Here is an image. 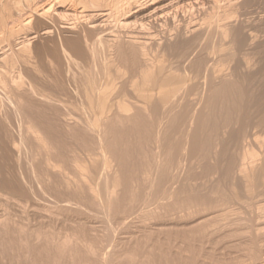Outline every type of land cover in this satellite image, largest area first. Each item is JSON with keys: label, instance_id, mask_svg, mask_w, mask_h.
Listing matches in <instances>:
<instances>
[{"label": "bare ground", "instance_id": "bare-ground-1", "mask_svg": "<svg viewBox=\"0 0 264 264\" xmlns=\"http://www.w3.org/2000/svg\"><path fill=\"white\" fill-rule=\"evenodd\" d=\"M263 135L264 0H0V186L106 224L7 214L0 264H264Z\"/></svg>", "mask_w": 264, "mask_h": 264}, {"label": "rangeland", "instance_id": "rangeland-1", "mask_svg": "<svg viewBox=\"0 0 264 264\" xmlns=\"http://www.w3.org/2000/svg\"><path fill=\"white\" fill-rule=\"evenodd\" d=\"M44 39V40H43ZM43 40V43L41 42ZM37 42V45L38 46H40V44H41V46L43 45V44H45L46 43V40H45V38H42L41 37V39L40 38H38V39H36L35 40V43ZM34 43V42H33ZM35 43H34V45H35ZM37 45H35V46H37ZM76 111H78L79 113H80V111L79 110H76ZM75 111V112H76ZM77 113V112H76ZM264 136V135H263ZM263 136L261 137V138H263ZM263 141H264V138H263ZM256 146H258V144H256ZM256 146H255V148H256ZM259 147V148H258ZM257 147V150H259L261 147H260V145ZM263 149V148H262ZM260 151V150H259ZM0 219L1 218H3L4 219V216L6 217V215L7 214H11L12 215V218L13 217H15L16 216V219H19V221L20 220H22V221H24L25 223H26V221H27V223H29L30 222V220L34 223H29V225H30V227H32L33 226V228L35 227V229H38L37 227L38 226H40L41 224H42V228H45L44 229V231H52V232H55L56 234H58L59 236H61V237H63L65 234H67L68 232H73V231H77L78 233H79V235L81 234V236L83 235V233L84 234H86V232H87V230H88V232H89V228H90V230H91V228H93L90 232L91 233H95V230L97 231V229H99L98 230V232H100V233H98V234H105L106 232L104 231V227L103 226H105L106 224L103 222V220L100 218H95V219H97V220H95L94 218H92V219H88V218H86L87 220H85V218L84 217H82V216H79V217H74L75 218V220L77 221H75L76 223H77V225H78V223H79V226L80 227H82V228H80V227H78L77 225H74V223L75 222H71V221H73L72 220V218H69V220L68 219H66V218H68V217H71V216H67V215H61V216H63V218L64 217H66L65 219H63L62 217H60V219H57V220H55L54 221V223L53 222H51V218H50V216H49V214L47 213V211H44L43 209H36L34 206H31L32 205V202H30L29 204H30V208H29V206H28V208L29 209H27V211H28V213H27V211L25 212V214H24V212H22V209H21V207H20V204H21V202H17V201H19L18 199L17 200H15V198H14V200H13V198L11 199V197H10V195L7 193L8 191H3V190H7V188H5L4 189V187H3V190H2V186H0ZM260 189H262V188H260ZM48 199V198H47ZM40 200H42L44 203H45V201L43 200V199H41L40 198ZM42 201H39V202H42ZM42 202V203H43ZM19 203V204H18ZM28 204V205H29ZM92 213H94L93 211H92ZM97 213V212H96ZM99 213V212H98ZM16 214V215H15ZM20 214V215H19ZM26 214H28L27 216H26ZM47 214V215H46ZM42 215V216H41ZM45 215L46 216H48V218L47 217H45ZM99 215H102V214H100L99 213ZM20 216V217H19ZM23 216H26L25 217V220L27 219V218H29L28 220H24V219H22L21 217H23ZM30 216H31V219H30ZM7 217H9V215H7ZM6 217V218H7ZM5 218V219H6ZM24 218V217H23ZM78 218H84L83 220L85 221H82V219H79V220H77ZM14 219V218H13ZM47 219V221H45ZM48 219H50L49 221H48ZM154 220H152V219H150V222H149V224L148 225H146L148 228L150 227V230H154V228H155V226L157 227V226H159L158 225V223L162 226V225H165V226H162V227H167V228H173V227H175V225H176V222H174V221H172V220H168L167 222H166V220H163V221H161L160 220V222H159V219H158V221H155L156 219L155 218H153ZM71 220V221H70ZM92 220V221H91ZM18 221V220H17ZM29 221V222H28ZM39 221H42L40 224H39ZM69 221V222H68ZM78 221H81L82 223L84 222V224L86 223V222H88V223H86L87 225H84V226H86V231H84L85 230V227H83V225H80V224H82L81 222H78ZM92 222V224H90L91 222ZM95 221V222H94ZM141 220H139V219H137V221L135 220L134 221V223L133 224H131L132 226H131V229H129V231H125L124 230V232H123V229L121 230L120 229V226H116V228L117 227H119V228H117V229H119L120 231L118 232V230L116 231V233H114V235H112V234H110L111 235V237L113 236V238H109V236H107V238H104V239H106V241L105 242H103V243H101L100 242V244H99V246L101 247V244L102 245H104L103 247H104V249H108V250H116V251H119V252H121V253H124L126 250H128V249H132L131 247H134L135 246V244H134V246H132L133 244H131V245H127V244H125V243H117V244H113L110 240H112L113 242H117V240H118V242L121 240V238H122V236H123V238H122V240L125 238V239H127V237L128 236H130V235H128V233L130 232V234L131 235H133V233L136 231V229H137V231L139 230V236H140V233L142 232V234H141V237H140V240L143 242V240L142 239H144V237L143 236H145V234H147V235H149L150 233H148L147 231H148V228H145V229H147V230H144V228H143V226H144V223L142 222V225H140L141 224V222H140ZM151 221H153V222H151ZM48 222H49V224H48ZM94 222V223H93ZM97 222V223H96ZM136 222V223H135ZM138 222H140V224H139V226H137L138 225ZM147 222V223H148ZM156 222H158V223H156ZM163 222V224H161ZM171 222V223H170ZM175 224H174V223ZM35 223H37L36 225H35ZM46 223V224H45ZM103 223V224H102ZM147 223H145V224H147ZM165 223V224H164ZM89 224V225H88ZM105 224V225H104ZM135 224H137V225H135ZM155 226H154V225ZM169 224V225H168ZM174 226H173V225ZM46 225V226H45ZM92 227H91V226ZM94 225H96V226H94ZM100 227H99V226ZM169 227H168V226ZM45 226V227H44ZM73 226H74V229H73ZM88 226V227H87ZM133 226H137V227H139V229L137 228V227H133ZM142 226V227H141ZM153 226V227H152ZM160 226V227H161ZM152 227V228H151ZM40 228L41 227H39V230H40ZM41 228V229H42ZM71 228V229H70ZM76 228V229H75ZM96 228V229H95ZM102 228V229H101ZM130 228V227H129ZM143 228V229H142ZM73 229V230H72ZM132 229H134V230H132ZM141 229H142V231H141ZM80 230H83L82 232L80 231ZM102 230V231H101ZM131 230L132 231H134V232H131ZM149 230V231H150ZM75 231V232H76ZM141 231V232H140ZM144 231H146L147 233H144ZM88 232H87V234H88ZM120 232H123V233H120ZM126 232V233H125ZM91 233H90V236H89V234L87 235V236H89V237H91ZM126 234V236H125V234ZM138 232H135L134 234H137ZM144 233V234H143ZM116 234V235H115ZM118 234H120V235H118ZM124 234V235H123ZM114 236H115V239H114ZM120 236V237H119ZM134 236H136V235H134ZM139 236L137 235L136 237H138V239H139ZM150 236V235H149ZM143 237V238H142ZM151 237V236H150ZM120 238V239H119ZM147 238H149L148 236H147ZM151 239V238H150ZM107 240H109V241H107ZM115 240V241H114ZM146 240L147 239H145V241L143 242V243H145L146 242ZM149 240V239H148ZM104 241V240H103ZM140 241V242H141ZM151 241H153V239L151 240ZM149 242V241H148ZM109 243H111V244H113V245H108ZM151 243V242H150ZM97 246H98V244H97ZM131 246V247H130ZM102 247V248H103Z\"/></svg>", "mask_w": 264, "mask_h": 264}]
</instances>
